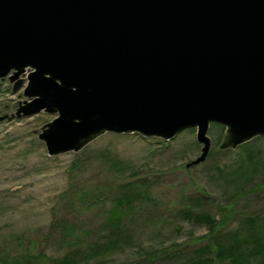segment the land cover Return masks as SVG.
<instances>
[{"label":"water","instance_id":"obj_1","mask_svg":"<svg viewBox=\"0 0 264 264\" xmlns=\"http://www.w3.org/2000/svg\"><path fill=\"white\" fill-rule=\"evenodd\" d=\"M3 77L32 98L15 116L55 114L38 132L49 155L195 127L190 167L211 123L223 149L264 135V0H0Z\"/></svg>","mask_w":264,"mask_h":264},{"label":"rangeland","instance_id":"obj_2","mask_svg":"<svg viewBox=\"0 0 264 264\" xmlns=\"http://www.w3.org/2000/svg\"><path fill=\"white\" fill-rule=\"evenodd\" d=\"M24 85L13 90L0 78V263L30 249L31 264H56L72 252L73 264H183L213 241L197 212L211 215L222 241L249 219L264 221L261 185L234 193L236 184L244 191L264 177V135L223 149L224 127L211 123L210 151L190 167L201 148L195 127L168 140L105 132L77 152L49 155L38 132L55 114L14 115L32 99ZM248 151L258 167L245 184ZM129 181L144 184L145 194L112 219L111 197ZM104 188L110 193L96 200Z\"/></svg>","mask_w":264,"mask_h":264},{"label":"trees","instance_id":"obj_3","mask_svg":"<svg viewBox=\"0 0 264 264\" xmlns=\"http://www.w3.org/2000/svg\"><path fill=\"white\" fill-rule=\"evenodd\" d=\"M243 165V182L248 184L252 182V174L257 169V164L252 160L251 152L248 151L245 157H242ZM241 165V166H242ZM249 181V182H247ZM140 189H136L135 182H125L118 191H115L111 197L112 206L110 209V218L118 219L119 213L117 209L123 204H130L132 199L137 196H143L146 191V186L141 184ZM261 185V186H260ZM136 186V187H135ZM257 186L264 188V177L258 183L253 184L251 187L244 191L241 185H235V195L245 193L253 190ZM111 188H104L98 197H106ZM148 191V190H147ZM241 191V192H240ZM142 199V198H141ZM196 219L205 221L209 226V232L212 234V242L206 244L201 248L200 255L193 260L183 264H264V221L255 222L251 219L243 226H238L234 233L226 236V240L222 241L215 238V234L221 229H216V221L209 213L197 212ZM243 231V233H242ZM242 233V234H241ZM214 235V237H213ZM114 245V244H112ZM74 252L67 254L63 259L56 262V264H73ZM34 253L30 249L20 252L13 261H4L0 264H31L36 259Z\"/></svg>","mask_w":264,"mask_h":264}]
</instances>
